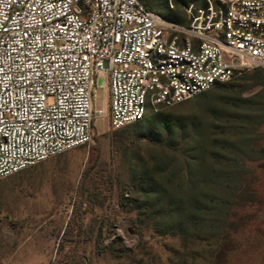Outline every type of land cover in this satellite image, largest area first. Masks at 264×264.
<instances>
[{
  "label": "rangeland",
  "instance_id": "374dc122",
  "mask_svg": "<svg viewBox=\"0 0 264 264\" xmlns=\"http://www.w3.org/2000/svg\"><path fill=\"white\" fill-rule=\"evenodd\" d=\"M141 1L184 22L177 6L184 0L172 11L169 0ZM255 71L215 87L212 97L161 107L122 135L111 129L97 88L95 103L105 112L92 142L0 180V264H169L172 241L153 238L147 227L154 196L167 187L177 197L194 195L180 189L188 186L187 164L204 175L213 153L229 160L226 256L213 245L205 253L177 247L172 264L203 254L210 264H264V79L253 84ZM203 175L193 184L211 180Z\"/></svg>",
  "mask_w": 264,
  "mask_h": 264
},
{
  "label": "built area",
  "instance_id": "2783aa9c",
  "mask_svg": "<svg viewBox=\"0 0 264 264\" xmlns=\"http://www.w3.org/2000/svg\"><path fill=\"white\" fill-rule=\"evenodd\" d=\"M202 1L0 0V180L92 142L97 88L115 131L264 70V0Z\"/></svg>",
  "mask_w": 264,
  "mask_h": 264
},
{
  "label": "trees",
  "instance_id": "16d2710c",
  "mask_svg": "<svg viewBox=\"0 0 264 264\" xmlns=\"http://www.w3.org/2000/svg\"><path fill=\"white\" fill-rule=\"evenodd\" d=\"M191 2L199 3V5L204 4L202 0H184L177 2V6L182 7ZM146 6L148 7V5ZM167 6L169 8V5ZM169 10L172 11L170 8ZM262 77L264 79V70L256 69L255 76L251 80L253 84H258ZM216 93L217 91H210V93L199 95L198 99H206L216 95ZM157 116L161 118L163 115ZM126 131V128L115 130V135H122ZM211 156L213 163L209 164V168L205 171L202 167L204 175H211V180H203L200 184H198L199 181L193 184V179L203 174L192 163L187 164L185 178L188 180V186L186 188L180 187V189L187 191L188 194L194 193V195L177 197L178 194H176L175 189L171 190L168 187L164 190L166 193L161 194L158 192L162 190L161 186L155 182L150 183L154 192L157 191L158 193L153 199L154 209L146 217L147 227L152 228L153 238L163 237L172 241L174 247L168 250V253L172 255L168 258L169 264H172V261L177 258V247H184L187 250L202 249V252L205 253L210 245H213L214 251H216L218 248L220 250L221 245L223 248L224 243L230 240L227 235L221 237L225 228L229 227L227 220L232 205L228 199L230 185L226 178L229 169L226 160L228 162L229 160L218 153H213ZM233 197L235 198V195ZM191 247L192 249H190ZM219 256H226L225 249L220 250L217 257ZM211 259L209 254H203V256L193 258L192 264H210Z\"/></svg>",
  "mask_w": 264,
  "mask_h": 264
}]
</instances>
